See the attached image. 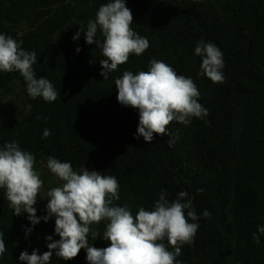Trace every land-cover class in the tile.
Instances as JSON below:
<instances>
[{
    "label": "trees",
    "instance_id": "obj_1",
    "mask_svg": "<svg viewBox=\"0 0 264 264\" xmlns=\"http://www.w3.org/2000/svg\"><path fill=\"white\" fill-rule=\"evenodd\" d=\"M109 2L0 0V34L35 51L37 78L49 79L59 93L51 103L32 99L18 71H0V92L15 95L18 81L29 109L0 125V148L16 142L34 155V165L52 156L74 170L94 168L116 177L120 199L113 203L128 206L133 216L140 207L151 209L161 191L169 201L185 191L200 219L194 242L181 248L180 264H264V234L257 232L264 226V0H125L133 30L150 46L104 80L102 49L87 44L84 32L78 40L73 36ZM96 39H104L99 29ZM200 40L222 51L224 83L200 74ZM152 59L192 78L209 115L188 125L173 121L169 136L154 135L147 144L135 138L138 110L118 103L114 81L125 71H147ZM46 128L51 135L43 138ZM5 191L0 188V232L7 251L0 264H24L22 251L43 254L46 237L60 239L55 217L33 226L26 212L14 215ZM36 215L46 216V206ZM106 223L90 226L100 233L96 240L89 235L93 247L109 246L102 237ZM50 264H88L86 250L67 261L53 254Z\"/></svg>",
    "mask_w": 264,
    "mask_h": 264
},
{
    "label": "clouds",
    "instance_id": "obj_2",
    "mask_svg": "<svg viewBox=\"0 0 264 264\" xmlns=\"http://www.w3.org/2000/svg\"><path fill=\"white\" fill-rule=\"evenodd\" d=\"M132 24L133 15L125 0H113L101 5L86 30L80 27L73 36L74 41L78 40L84 32L87 44L102 49L105 59L100 60L103 69L100 75L104 80L126 63L130 55L140 56L149 48L148 39L137 34ZM98 29L104 38L102 43L96 39ZM22 43L10 35L0 34V71H18L32 99L42 97L49 103L56 101L59 93L53 84L45 77L37 78L33 70L37 61L35 51L24 50ZM195 54L202 58L201 75L213 83L225 82L223 53L213 42L198 41ZM149 64L147 71L136 74L125 71L114 81L118 103L138 110L135 138L143 137L147 144L152 143L154 135L169 136L168 126L173 121L188 125L193 117L202 119L209 115L208 109L198 102L201 94L192 78L178 75L160 60L152 59ZM50 135L49 129L43 130V138ZM168 142L171 144L174 140ZM34 163V155L23 151L16 142L5 143L0 148V188L6 190L5 196L14 215L26 212L33 226L41 219L47 222L54 216L55 233L60 237L59 240L46 237L50 242L48 251L43 254H39L38 249L31 254L22 251L19 260L24 264H50L53 254L65 261L72 260L81 249L86 250L88 264H180L177 257L181 255L182 246L194 242L199 228L196 221L200 217L192 199H185L187 192L181 191L176 199L169 201L167 192L161 191L151 209L140 207L133 216L128 206L113 203L120 199L116 177L86 168L77 172L70 162L52 156L47 158L46 166L63 183L47 191V215L38 217L34 205L43 180L34 169ZM197 191L203 192V189ZM202 215L207 218L210 213L205 210ZM102 221H107L102 237L110 244L96 248L89 244V235L96 240L100 233L90 226ZM257 232L264 234V226H258ZM3 235L0 232V257L7 251ZM253 240L260 243L257 233H253Z\"/></svg>",
    "mask_w": 264,
    "mask_h": 264
},
{
    "label": "rangeland",
    "instance_id": "obj_3",
    "mask_svg": "<svg viewBox=\"0 0 264 264\" xmlns=\"http://www.w3.org/2000/svg\"><path fill=\"white\" fill-rule=\"evenodd\" d=\"M15 95H8L0 92V125L5 123L8 120L16 119L22 117L26 114V107L23 104L24 96L22 93L21 86L18 81L14 83ZM15 101H17V108H15ZM47 158L41 160L36 165H34V169L39 173L40 178L43 180L42 189L37 197V203L34 205L36 210L38 211L42 206H46L48 203L47 191L53 187L60 186L63 182L59 181L58 178L50 172V170L46 166ZM90 171L97 169L94 168H86ZM75 170L77 172L81 171ZM99 172V171H98Z\"/></svg>",
    "mask_w": 264,
    "mask_h": 264
},
{
    "label": "crops",
    "instance_id": "obj_4",
    "mask_svg": "<svg viewBox=\"0 0 264 264\" xmlns=\"http://www.w3.org/2000/svg\"><path fill=\"white\" fill-rule=\"evenodd\" d=\"M2 93V92H1ZM23 102V104L25 105V107H26V114H28L29 113V109H28V106H27V104H26V100H25V98H24V100L22 101ZM15 103V108H17L16 106H17V101H15L14 102ZM25 115V114H24Z\"/></svg>",
    "mask_w": 264,
    "mask_h": 264
}]
</instances>
